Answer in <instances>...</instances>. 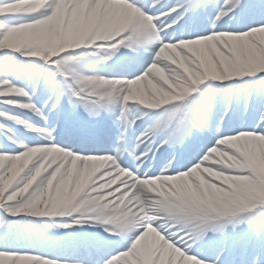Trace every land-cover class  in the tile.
Here are the masks:
<instances>
[{
  "label": "snow or ice",
  "instance_id": "1",
  "mask_svg": "<svg viewBox=\"0 0 264 264\" xmlns=\"http://www.w3.org/2000/svg\"><path fill=\"white\" fill-rule=\"evenodd\" d=\"M0 264H264V0H0Z\"/></svg>",
  "mask_w": 264,
  "mask_h": 264
}]
</instances>
